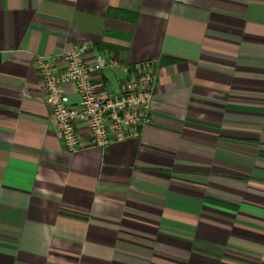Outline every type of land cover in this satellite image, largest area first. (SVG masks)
Returning a JSON list of instances; mask_svg holds the SVG:
<instances>
[{
	"label": "crops",
	"instance_id": "obj_1",
	"mask_svg": "<svg viewBox=\"0 0 264 264\" xmlns=\"http://www.w3.org/2000/svg\"><path fill=\"white\" fill-rule=\"evenodd\" d=\"M76 43L155 63L139 137L64 147L35 59ZM0 264H264V0H0Z\"/></svg>",
	"mask_w": 264,
	"mask_h": 264
},
{
	"label": "built area",
	"instance_id": "obj_2",
	"mask_svg": "<svg viewBox=\"0 0 264 264\" xmlns=\"http://www.w3.org/2000/svg\"><path fill=\"white\" fill-rule=\"evenodd\" d=\"M58 57L49 60L38 55L35 63L42 101L68 151L107 148L116 141L140 136L151 122L157 78L153 61L127 64L118 55L106 56L85 43L71 45ZM105 70L116 74L123 71L116 87L104 79ZM67 84H73L80 97L75 104L70 103L64 90Z\"/></svg>",
	"mask_w": 264,
	"mask_h": 264
}]
</instances>
